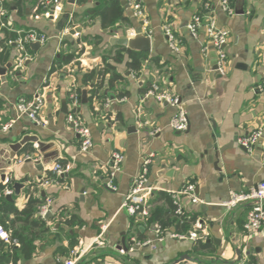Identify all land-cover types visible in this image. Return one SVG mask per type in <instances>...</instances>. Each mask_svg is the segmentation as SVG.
I'll list each match as a JSON object with an SVG mask.
<instances>
[{"label":"crops","instance_id":"crops-1","mask_svg":"<svg viewBox=\"0 0 264 264\" xmlns=\"http://www.w3.org/2000/svg\"><path fill=\"white\" fill-rule=\"evenodd\" d=\"M110 1L75 0L70 5L65 0L64 12L58 19L40 16L35 20L33 8L39 0H5L8 7L4 22L15 29H35L47 37L36 49L29 45L31 59L16 67V46L0 36V70H4L0 74V181L3 183L2 176L9 178L6 187L12 190L9 195L18 209L25 206L30 194L43 201L46 196L52 199L53 213L47 221L51 235L36 241L34 254L19 264H60L71 242H89L102 224L106 225L108 247L82 264H176L183 254L198 257L201 263L177 264H264V234L243 229L251 203L233 208L223 204L230 191H247L264 180L261 145L247 151L237 143V138L258 127L264 131V0H226L232 13L222 8L221 0H139L151 31V49L145 52L147 60L139 76L127 68L125 48L113 41L128 37L130 30L139 26L127 2L122 4L120 0L125 19L107 29L102 28L99 16L85 15L86 10H99ZM195 14L214 18L219 27L229 32L223 46V73L213 69L218 54L206 42L204 29L200 28L195 37L188 31L187 24ZM164 25L172 28L177 51L169 47ZM121 48L124 57L115 66L122 80L116 89L125 90L127 95L118 99L116 91L105 90L106 98L99 96L90 104L93 82L83 84L84 71ZM68 51L76 53L70 62H66ZM148 82L156 93L168 92L178 97L188 117L185 131L173 130L169 125L175 106L153 95L145 96L148 91L141 92ZM77 87L81 92L74 105L70 92ZM85 88L87 101L83 103ZM37 93L42 104L34 121L27 114H20L15 105L20 99L31 100ZM64 101L67 113L61 111ZM73 106L91 132L92 146L87 151L80 149V137L66 119ZM131 127L136 131H128ZM26 135L36 136L45 145L43 152L35 142L13 150L12 146ZM25 146H31L34 152L28 155L29 159L18 162L27 156ZM217 150L222 152L215 156ZM113 152L123 155L112 179L115 190L105 186ZM145 159L150 210L163 206L162 200L155 199L157 192L169 194L186 183L195 184L200 203H192L184 195L177 196V200L184 212L196 216L191 230L195 223L206 230L208 236L203 242L211 243L213 255L194 252L197 241L171 237V233L175 234L172 230L157 239V225H140L130 230L131 217L122 202ZM60 160L69 168L55 175L52 168ZM37 161H41V169L37 168ZM47 173L54 174L50 178L56 181L44 186ZM15 182L22 184L18 194L12 189ZM57 212L64 216L73 214L81 223H53L50 219ZM123 236L126 252L120 254ZM132 237L135 242L150 243L136 245L131 242ZM59 248H64L66 254ZM237 249L241 250L239 259ZM212 258L219 261L211 262Z\"/></svg>","mask_w":264,"mask_h":264},{"label":"built area","instance_id":"built-area-1","mask_svg":"<svg viewBox=\"0 0 264 264\" xmlns=\"http://www.w3.org/2000/svg\"><path fill=\"white\" fill-rule=\"evenodd\" d=\"M63 1L65 0H39L38 4L33 8V19H38L40 16L46 18L58 19L61 14L64 12ZM128 6L131 8L133 16L138 21V27L141 32L145 35L150 36L149 21L145 15L143 7L141 6L139 0H126ZM221 6L228 13H232L233 10L229 7L226 0H221ZM41 10V11H40ZM6 15V9L4 7V0H0V36L3 34L2 29L7 28L9 31L15 34V37L12 40H8L7 43H13L17 50L18 56L16 58V67H21L26 60L31 59L30 53L27 51V47L33 43L38 42L43 44L47 37L44 33H40L35 29H15L7 22H4L3 18ZM189 33L192 36H196L199 29H204V34L206 37V42L217 50L218 59H217V69L220 73H223L226 62V54L223 50V46L227 42L229 32L219 27L217 22L212 17L193 15L191 20L187 24ZM65 31H68L65 29ZM163 32L166 36L169 47L172 50H178V43L172 31V28L169 25L163 26ZM74 34L77 36L78 33L74 31ZM134 35V29H131L129 36ZM262 89L264 90V82L262 84ZM153 95L159 100H165L167 103L176 107L174 114L172 115L169 125L173 130L176 131H185L188 126V117L185 109L180 105L179 99L175 95H171L168 92L156 93V88L149 90L145 96ZM70 99L74 105L78 103V96L76 94H71ZM42 99L41 95L37 93L34 95L31 100L20 99L15 105L16 110L20 114H27L32 120H37V114L41 107ZM67 121L70 122L74 130L80 137V149L82 151H87L92 146V136L90 129L84 126L81 122L79 116H75L72 113L68 114L66 117ZM9 125V124H8ZM8 125L4 126V129ZM141 125H145L144 122ZM237 143L243 146L247 151H251L256 145H261L262 152L264 154V131L263 127H258L244 135L237 138ZM29 159V156L19 158L18 162L23 159ZM123 160V155L120 152H113L110 157L108 164L109 169V179L107 180L105 186L109 189L115 190V186L112 184V179L115 173L119 170L120 164ZM147 164L148 160L145 159L142 165V169L137 178H135L131 184V187L128 193L125 195V198L122 202V208L124 211L132 218H144L149 214L150 204L148 202L147 194L150 191L148 185H146V173H147ZM69 166H61L58 162L53 165L52 171L55 175H60L68 170ZM9 178L4 177L3 183L8 185ZM56 180L54 177L45 179L42 184L47 186L51 183H54ZM12 190L9 187H6L4 193L6 195L11 194ZM169 195L173 198L175 204L177 205L176 213L181 214L183 212L182 206L177 200V196L184 195L192 203H200L201 200L195 192V184L192 182L184 184L176 192H171ZM251 203V207L248 209L245 220L243 222V229L247 233H262L264 234V180L258 182L254 187L250 188L247 191H230L228 198L223 201V204L227 208H233L242 203ZM52 212V199L49 196L45 197L44 203L39 207L38 216L44 219V216ZM106 225L102 224L100 226V231L90 240L85 243L82 240H79L75 245L71 246L68 249L67 255L61 261L60 264H82V262L88 260L90 257L96 254L97 251L105 249L108 247L107 238L105 236ZM156 238L161 239L164 232L160 230L159 227H156L155 230ZM171 237L176 238H186L192 241L202 240L204 241L208 234L205 229L201 227L200 224L195 223L193 230L189 231L187 234H170ZM0 241L5 243H11L10 232L5 230L0 226ZM132 243L136 245L149 244L150 241H145L144 243L135 242V238H131ZM13 244L18 245L17 240H13ZM120 254H125V250L119 249Z\"/></svg>","mask_w":264,"mask_h":264},{"label":"trees","instance_id":"trees-1","mask_svg":"<svg viewBox=\"0 0 264 264\" xmlns=\"http://www.w3.org/2000/svg\"><path fill=\"white\" fill-rule=\"evenodd\" d=\"M19 1L21 0H16L18 3ZM76 1L84 2L85 0ZM4 7H8L5 0ZM85 15L90 18L99 16L100 24L104 29L111 27L118 20L125 19L123 16V6L121 5L120 0H111L99 10H95L94 8L86 10ZM2 32L6 41L13 39L12 34L9 33L10 31L7 28H3ZM29 50L28 46L27 51L30 52ZM75 55L76 53L74 51H68L66 54V62L73 60ZM123 57L124 49L121 48L112 56H103L101 64L84 71L82 75L83 84L88 85L93 82V85L89 90L90 104L93 99H99L100 97L102 98V96L106 98L107 95L104 94L105 90L116 91L115 97L118 99L127 95L125 90L116 89V84L122 80V75L117 71L115 63L121 62ZM146 60L147 56L145 52L131 51L128 53L126 65L128 69L139 76ZM153 89L154 87L148 82L141 88V92L146 93L147 91ZM80 92L81 89L77 87L72 89L70 93H74L79 97ZM70 113L78 116L77 108L73 106ZM119 118L120 117L117 116V119ZM32 152H34V149L31 146L24 147V154H27V156ZM58 163L61 166H65V162H62L61 160L58 161ZM51 176L55 175L47 173L44 180L50 178ZM6 186V184L0 181V226L10 232L11 243L0 241V264H19L20 261L27 260L34 254L36 250V241L43 240L51 234L47 226L48 220L42 219L38 216L39 207L44 203V201L30 194L25 206L22 209H18L14 206L13 201L6 199V196L4 195ZM155 199L162 200L163 206L152 208L149 211V214L144 218L131 217L130 230L137 229L140 225L144 227L157 225V227H159L164 233L170 230H172L175 234H185L191 231L192 225L196 220V216L193 213H186L184 211L181 214L176 213L177 205L175 204L173 198L165 192H157L155 194ZM50 221L59 225H74L81 223V221L73 214L64 216L59 212H57L55 216L53 215ZM137 236L140 238V235ZM13 240H17L18 245L13 244ZM74 244V241L71 242V246ZM193 250L198 254H214V249L209 241L201 242V240H197ZM59 251L64 255L66 254V250L64 248H61Z\"/></svg>","mask_w":264,"mask_h":264},{"label":"water","instance_id":"water-1","mask_svg":"<svg viewBox=\"0 0 264 264\" xmlns=\"http://www.w3.org/2000/svg\"><path fill=\"white\" fill-rule=\"evenodd\" d=\"M67 2H68V4L73 5L75 3V0H67ZM125 2H126L125 0H121L122 4H125ZM64 17L65 18L68 17V12L64 15ZM113 41L116 44H119V45L123 46L127 53H130L131 51L149 52L150 49H151L150 36L143 34L139 27L134 30V35L133 36H128V37L124 36V37H121V38H115V39H113ZM30 46L32 48L36 49V48H38L39 43L38 42H33V43L30 44ZM216 68H217V66L213 67V69H216ZM0 74H4V70L3 69L0 70ZM141 83L142 82H139V84H141ZM87 90H88V88H85L82 91L81 98H82V102L83 103H85L87 101V99H86ZM61 111L63 113H67L68 112L67 104H66L65 101L61 103ZM128 131L135 132L136 128L131 127V128H129ZM28 142L37 143L36 145L38 146V150L40 152H43V150H44L43 148H44L45 145L42 142H39L38 138L36 136H29V135L23 136L19 142H17L16 144H14L12 146V148H13V150L18 151L23 145H25ZM218 152H222V150H217V152L215 153V156L217 155ZM36 164H37V168L38 169L42 168L41 161H37ZM214 165L216 166V162H214ZM1 178L3 179L4 177L2 176ZM147 185H149V184H147ZM21 187H22V184H20L19 182L13 183L12 189L14 190V194H18L19 193V189ZM6 198H7V200H12V196H10V195H7ZM205 203H208V198H205ZM204 208H205V205L203 206V209ZM50 216H51V212H48L44 216V219L48 220V218ZM153 229H155V228L153 227ZM124 239L125 238L123 236L122 240H121V246L120 247L123 248L124 250H126ZM236 252H237V258L239 259L240 256H241V250L237 249ZM181 261H191V262L201 263V261L199 260L198 257H192L189 254H183L182 256H180L175 261V263L177 264V263H179ZM210 261L211 262H218L219 260H218V258H212Z\"/></svg>","mask_w":264,"mask_h":264}]
</instances>
